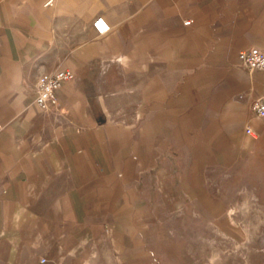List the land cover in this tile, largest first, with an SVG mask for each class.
I'll return each mask as SVG.
<instances>
[{
  "label": "crops",
  "instance_id": "obj_1",
  "mask_svg": "<svg viewBox=\"0 0 264 264\" xmlns=\"http://www.w3.org/2000/svg\"><path fill=\"white\" fill-rule=\"evenodd\" d=\"M253 47L264 0H0V264L128 255L147 212L264 175V68L236 57ZM59 69L75 77L40 111L36 77Z\"/></svg>",
  "mask_w": 264,
  "mask_h": 264
},
{
  "label": "rangeland",
  "instance_id": "obj_2",
  "mask_svg": "<svg viewBox=\"0 0 264 264\" xmlns=\"http://www.w3.org/2000/svg\"><path fill=\"white\" fill-rule=\"evenodd\" d=\"M234 176L206 182L210 196L193 198L190 212H147L145 244L99 264H264V175ZM244 188L262 194L244 197Z\"/></svg>",
  "mask_w": 264,
  "mask_h": 264
},
{
  "label": "built area",
  "instance_id": "obj_3",
  "mask_svg": "<svg viewBox=\"0 0 264 264\" xmlns=\"http://www.w3.org/2000/svg\"><path fill=\"white\" fill-rule=\"evenodd\" d=\"M187 23L188 21H184V24ZM91 26L98 36H103L110 30L108 22L101 16L95 17L91 22ZM236 57L240 65L248 71L264 68V52L255 47L239 51ZM74 77V73L70 69L41 72L35 81L34 105L36 108L45 112L51 107L56 106V91L63 83L72 80ZM250 110L256 117L264 118V93L252 99ZM245 133L252 135L250 128H245Z\"/></svg>",
  "mask_w": 264,
  "mask_h": 264
}]
</instances>
